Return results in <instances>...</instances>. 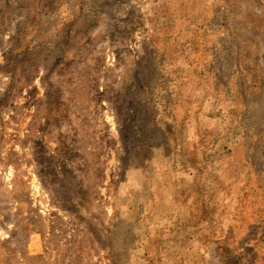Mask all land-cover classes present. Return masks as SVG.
Returning a JSON list of instances; mask_svg holds the SVG:
<instances>
[{"label":"rangeland","instance_id":"374dc122","mask_svg":"<svg viewBox=\"0 0 264 264\" xmlns=\"http://www.w3.org/2000/svg\"><path fill=\"white\" fill-rule=\"evenodd\" d=\"M0 264H264V0H0Z\"/></svg>","mask_w":264,"mask_h":264}]
</instances>
